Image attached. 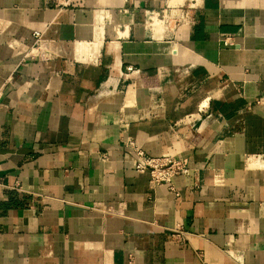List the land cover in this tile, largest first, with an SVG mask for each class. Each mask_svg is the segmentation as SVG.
<instances>
[{
    "label": "crops",
    "instance_id": "obj_1",
    "mask_svg": "<svg viewBox=\"0 0 264 264\" xmlns=\"http://www.w3.org/2000/svg\"><path fill=\"white\" fill-rule=\"evenodd\" d=\"M263 92L264 0H0V264H264Z\"/></svg>",
    "mask_w": 264,
    "mask_h": 264
},
{
    "label": "built area",
    "instance_id": "obj_2",
    "mask_svg": "<svg viewBox=\"0 0 264 264\" xmlns=\"http://www.w3.org/2000/svg\"><path fill=\"white\" fill-rule=\"evenodd\" d=\"M61 6H68L72 0H56ZM191 3L196 4L198 0H189ZM36 40V49L39 51L40 59H48L51 56L39 44L41 33L34 32ZM2 103L0 97V104ZM250 106L264 107V92L254 98L249 103ZM124 148L135 159V168L138 172H148L151 177V182L155 185L167 184L170 189H174L173 181L177 176H188L192 170L186 160L176 159L172 156H150L140 147L134 140H129L125 143ZM112 211L113 209H108ZM179 235V234H177Z\"/></svg>",
    "mask_w": 264,
    "mask_h": 264
}]
</instances>
